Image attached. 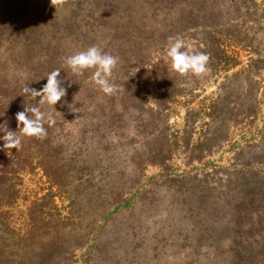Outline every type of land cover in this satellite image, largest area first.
Instances as JSON below:
<instances>
[{
  "label": "trees",
  "instance_id": "1",
  "mask_svg": "<svg viewBox=\"0 0 264 264\" xmlns=\"http://www.w3.org/2000/svg\"><path fill=\"white\" fill-rule=\"evenodd\" d=\"M122 5L118 17L106 16L114 26L108 28L105 49L120 52L110 78L117 91L87 100L81 94L94 87L93 74L71 83L81 113L77 120L90 124L89 145L101 155L99 134L107 124L131 120L139 133L149 130L146 163L159 169L157 178L170 188L180 184L187 190L182 195L195 200L207 246L232 253L231 264H264V127L257 125L264 106V0H125ZM175 36L209 56L206 75L171 70L165 55L169 37ZM26 98L27 105L35 103ZM13 101L0 90V136L4 126L20 135L18 111L7 116ZM177 108L183 112L181 124L170 123ZM25 144L43 148L36 138L22 137L17 150L3 148L0 140V264H60L79 195L62 211L52 187L68 191L61 176L67 171L56 159L39 160L22 171L40 169L48 191L20 209L21 191L13 180ZM147 185L133 172L119 192L103 194L113 207L107 216L133 209Z\"/></svg>",
  "mask_w": 264,
  "mask_h": 264
},
{
  "label": "rangeland",
  "instance_id": "2",
  "mask_svg": "<svg viewBox=\"0 0 264 264\" xmlns=\"http://www.w3.org/2000/svg\"><path fill=\"white\" fill-rule=\"evenodd\" d=\"M122 2L125 0H66L63 7L56 9L51 0H0V90L8 100H14L13 108L7 106V116L37 105L39 97L26 94L24 88L39 91L54 69H61L58 79L66 90L54 107L41 106L55 119L54 125L45 124L43 148L35 150L29 144L22 148L20 170L13 180L21 191L18 207L24 209L36 194L42 196L49 188L40 169L22 171L25 165L32 167L39 160L56 159L58 167L67 171L61 176L68 190L60 192L52 187L56 204L63 211L70 199L79 195L73 232L67 237L68 248L61 251L60 264H231L232 253L207 246L210 241L202 235L203 215L197 216L194 199L182 195L186 188L180 184L170 188L157 178L159 169L146 163L149 130L139 133L131 120L107 124L99 134L102 144L98 155L89 145L90 124L77 120L81 113L75 99L72 101L71 83L93 74L94 69L75 75L63 61L93 45L118 57L120 52L105 49L108 28L114 26L106 16L110 12L118 17L123 11ZM133 7L138 9L131 4ZM102 14L104 19L100 18ZM157 26V30L161 29V24ZM211 90L207 89V93ZM101 94L94 83L92 90L82 92L81 97L90 100ZM26 97L35 103L27 105ZM176 114L170 123L181 124L182 109L177 108ZM257 125L264 127V106ZM9 130L13 131L12 126ZM107 160L114 170L110 174ZM133 172L147 187L133 209L108 217L113 207L108 208L103 194L119 192ZM105 175L114 179L107 182ZM129 190L124 189V194Z\"/></svg>",
  "mask_w": 264,
  "mask_h": 264
},
{
  "label": "clouds",
  "instance_id": "3",
  "mask_svg": "<svg viewBox=\"0 0 264 264\" xmlns=\"http://www.w3.org/2000/svg\"><path fill=\"white\" fill-rule=\"evenodd\" d=\"M66 0H51L52 6L56 9L63 7ZM118 57L103 51L100 47L93 45L86 50L65 57L63 63L75 75H83L86 70L94 69L93 81L99 90L105 95H112L117 91V86L111 82V77L118 65ZM165 60L170 64L171 70L180 76L200 78L209 71V56L204 52L195 51L190 43H186L179 36L169 37V47L166 50ZM61 69H54L47 75V83L39 91L26 86L24 92L33 97H39L38 104L32 107H25L23 111L16 114L17 131L8 130L0 136L3 140V148L19 149L22 144V137L36 138L43 140L47 137V129L55 124V119L50 112L42 110L43 105L54 107L66 90L62 81L58 79Z\"/></svg>",
  "mask_w": 264,
  "mask_h": 264
}]
</instances>
